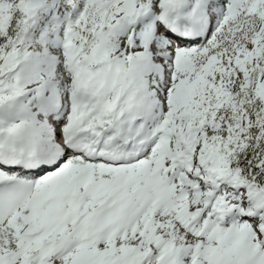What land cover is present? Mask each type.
<instances>
[{"label":"snow or ice","instance_id":"1","mask_svg":"<svg viewBox=\"0 0 264 264\" xmlns=\"http://www.w3.org/2000/svg\"><path fill=\"white\" fill-rule=\"evenodd\" d=\"M0 264H264V0H0Z\"/></svg>","mask_w":264,"mask_h":264}]
</instances>
